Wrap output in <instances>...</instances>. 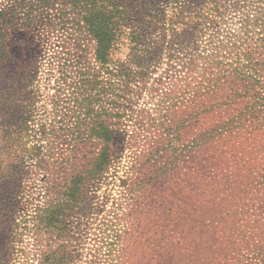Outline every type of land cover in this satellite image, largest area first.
Instances as JSON below:
<instances>
[{
	"label": "trees",
	"instance_id": "16d2710c",
	"mask_svg": "<svg viewBox=\"0 0 264 264\" xmlns=\"http://www.w3.org/2000/svg\"><path fill=\"white\" fill-rule=\"evenodd\" d=\"M54 36L70 129L34 125ZM129 127L128 146L149 134L154 150L118 176L139 194L111 217L97 192ZM65 132L34 264H264V0H0V264L19 252L29 166L44 167L37 135Z\"/></svg>",
	"mask_w": 264,
	"mask_h": 264
},
{
	"label": "rangeland",
	"instance_id": "374dc122",
	"mask_svg": "<svg viewBox=\"0 0 264 264\" xmlns=\"http://www.w3.org/2000/svg\"><path fill=\"white\" fill-rule=\"evenodd\" d=\"M55 39L56 38L54 36L48 38L47 40L55 46L46 53L47 59L45 60L44 66L41 67L39 82L35 87L37 102L35 104L34 125L37 126L41 122H46L48 128L53 129L57 125L56 121L60 119L63 122L62 124L64 128L70 129L73 127V124L66 119L65 115H74L71 111L70 101L68 105L66 104V102H68V100H70L72 97V93L70 92L71 89H67L68 87L62 86L61 88L63 89L58 92L57 77L59 76L60 71H62V68L60 65H58L59 67L54 68L52 71L49 70V66H47L48 61H51L49 56H53L54 53H57V51L61 50L58 45L59 41ZM88 46L91 49L92 43H88ZM122 52L125 54L127 51L123 50ZM67 69L68 74L73 76L74 72L71 67H68ZM157 75L158 74H153L152 78L149 80V83H151L152 80L157 77ZM138 97L136 98L135 102L137 108H147L151 105L152 100H150L146 94H143L139 98ZM61 98H64L62 102H60V100H62ZM56 100L58 101L55 102ZM55 103L58 105H55ZM59 104H61L64 108L60 107ZM131 129V127L128 128L127 136H125L123 139L124 141H122L123 154L119 160V163L117 166L108 170L104 184L97 192L101 196V200H104L108 196L112 198V200L106 204L107 207L105 210H109L107 213L111 214V217H115L116 215V207L111 209L112 204L119 206V209L123 212V208L133 204V198H136V196L139 194L138 191H133L130 194L123 191L122 187L118 186V176H122L127 169L131 171L135 170V174H137V167L139 166L138 162L140 158H135V155L141 156L148 151L150 152L154 150V145L149 139L146 141L143 140V137L149 136V134L140 136L135 147L128 146V135L132 133ZM69 138L70 136L68 132H65L58 139L56 136H54V134L45 135L43 138L41 135H37V141H41L46 148L44 152V167L38 168L32 164L29 166L30 172L26 179L24 194L21 201L19 202L20 214L16 218V221L19 220V227L17 229L22 233L23 236L19 239L16 245L19 252L16 255V262L14 264H34L32 260L35 258L34 256L37 245L34 241V238H36V230L35 225L33 226L34 221L32 219V212L36 206L46 201L48 191L51 189L53 182L60 179V174L57 176L55 173L51 172V169L57 170V168L54 169L52 162H54V160L57 158H70L69 143L71 142L69 141ZM166 149L167 146L164 143L158 144V151L160 153H165ZM154 160L155 158H152V161ZM147 165L148 164H144L142 166ZM141 168L142 167H140V170L138 171L142 177L145 178V173L141 170ZM120 210L117 212H120ZM89 237L91 236L89 235ZM87 242L92 243V240L88 238Z\"/></svg>",
	"mask_w": 264,
	"mask_h": 264
}]
</instances>
